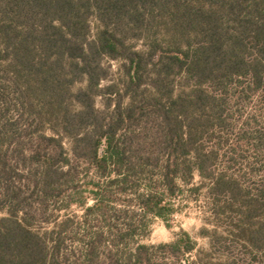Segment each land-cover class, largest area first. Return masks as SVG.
<instances>
[{
  "label": "trees",
  "instance_id": "trees-1",
  "mask_svg": "<svg viewBox=\"0 0 264 264\" xmlns=\"http://www.w3.org/2000/svg\"><path fill=\"white\" fill-rule=\"evenodd\" d=\"M156 28L164 39L150 37ZM132 38H148V51H136ZM106 58L129 65L110 115L96 107ZM149 68L154 94L140 97ZM183 74L191 88L176 94ZM242 79L264 105V0H0V211L9 210L0 219V264H201L189 259L198 243L188 232L171 244L140 240L151 218L173 214L181 182L195 171L212 181V194L240 198L216 176L218 154L204 139L227 123V98ZM81 81L87 86L74 92ZM149 115L159 121L152 135L136 129ZM66 139L94 177L81 180ZM26 187L32 220L54 204L82 208L81 222L69 217L50 233L34 231ZM261 216L248 233L256 248L264 247Z\"/></svg>",
  "mask_w": 264,
  "mask_h": 264
},
{
  "label": "rangeland",
  "instance_id": "rangeland-1",
  "mask_svg": "<svg viewBox=\"0 0 264 264\" xmlns=\"http://www.w3.org/2000/svg\"><path fill=\"white\" fill-rule=\"evenodd\" d=\"M91 25L93 39L99 23L93 18ZM164 35L163 28H156L150 37L164 39ZM129 44L142 53L149 48L148 38H132ZM103 63L108 70V77L102 82L104 94L97 97L96 107L110 115L118 100V96L114 94H124L126 91L129 65L125 60L109 58L104 59ZM150 77L151 68L146 71V85L143 86L140 97L154 94ZM241 81L235 83L227 98V123L223 128L211 131L204 139L205 148L218 154L213 167L216 176L221 175L232 181L240 198L234 200L231 192L212 194V181L203 179L195 171L190 183L181 182V192L172 200L173 214L166 215L165 219L151 218L150 234L140 240L141 244H171L178 240L182 232H188L198 243L197 251L189 257L191 261L201 264H232L234 261L240 264H264V247H253L248 240L249 231L260 224L261 215H264V208L260 209V205H264V142L259 140L260 132L264 131V105L261 103V92L250 86L249 79ZM174 85L178 94L190 89L192 82L183 74L176 78ZM86 86V81H81L73 86V91L77 92ZM109 87H114L113 94H110L112 91H107ZM124 103L129 104L130 99L126 97ZM72 108L79 110L80 106L74 103ZM136 129L149 135L155 134L159 129V121L149 115L137 124ZM65 145L72 163L79 165L81 180L94 177L89 164L76 161L72 154V141L66 139ZM23 191L22 197L28 199L26 224L41 235L50 233L69 217L77 224L81 222L82 208L75 206L59 211L54 204L46 214L38 215L32 220L34 195L28 187ZM81 191L80 194H73L74 200L83 199V189ZM65 203L58 205H66ZM252 213L255 217L250 219ZM8 216L9 210L4 207L0 211V219ZM20 217L26 216L21 214Z\"/></svg>",
  "mask_w": 264,
  "mask_h": 264
}]
</instances>
